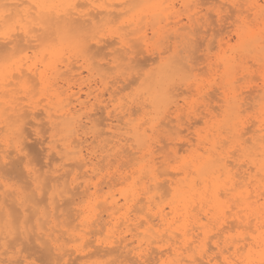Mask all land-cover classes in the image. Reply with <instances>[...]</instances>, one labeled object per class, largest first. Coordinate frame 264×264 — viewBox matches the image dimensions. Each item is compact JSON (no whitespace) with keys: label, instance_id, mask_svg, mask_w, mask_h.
<instances>
[{"label":"snow or ice","instance_id":"1","mask_svg":"<svg viewBox=\"0 0 264 264\" xmlns=\"http://www.w3.org/2000/svg\"><path fill=\"white\" fill-rule=\"evenodd\" d=\"M192 9H206L213 22L230 24L239 38L257 33L260 40V54L249 56L245 74L234 81L229 76L230 115L219 129L209 130L206 108L197 104L211 82L210 74L194 67L197 35L174 23L185 13L195 20ZM144 56L173 68L176 79L193 89L196 99L185 104L186 118L181 113L179 119L188 129L203 127L182 156L175 151L179 125L165 126L171 90L158 94L151 106L142 101ZM70 58L91 61L98 80L125 93L117 107L126 114L132 110L126 124L136 132L135 150L144 153L125 189L147 209L139 228L148 255L141 246L135 259L112 264H264V0H0V154L5 166L14 149L23 169L39 171L35 163L43 157L25 151L28 135L47 142L49 155L63 151L59 144L65 130L47 106ZM129 79L131 84L121 87ZM245 87L257 89L259 99L245 94ZM41 109L47 117L31 124ZM156 153L160 158L154 159ZM172 174L179 179L168 184ZM80 207L84 223L96 217L99 200L87 198ZM154 249L157 258L152 259Z\"/></svg>","mask_w":264,"mask_h":264},{"label":"rangeland","instance_id":"2","mask_svg":"<svg viewBox=\"0 0 264 264\" xmlns=\"http://www.w3.org/2000/svg\"><path fill=\"white\" fill-rule=\"evenodd\" d=\"M171 2L183 3L184 0H171ZM192 2L196 3V2H198V0H192ZM191 12L196 17V19L189 22L188 21V14L185 13V18L183 19V22H187V24H186L187 27L183 28V26H182V28H179V29L181 31H185V30H189V28H190L191 30L189 31V35H191L193 31L197 35V50L195 51V55H196L195 59H197V63L194 65V67H196L198 72H200V73L207 72L211 76V82L208 84V88L205 89L206 98H204V96H202V94H201V99L197 100V104L203 103V105L206 108V111L208 113V118H209V120H208L209 128H210L209 130H211L212 128L219 129L222 127V125L225 123V121L227 120V118L230 115V113L228 111V105H229V97L233 95V87H232V83L230 82L229 76L231 78V81H234V80H236L237 77H242L245 74V72L247 71L246 63L248 62L249 56H252L253 58H257L260 54V40H259L257 33L249 34L250 35V36L248 35L249 37L248 36H246L244 38L237 37L235 29H233L230 24H220L219 22H213L211 16L207 14L206 9L203 12H198V13H197L196 9H192ZM201 16H204L207 19L206 23L200 19ZM177 19H179V17H174V23L176 22ZM178 26L180 27V25H177V27ZM252 40H256L258 43L255 45L254 44L255 41H252ZM104 54L105 53L101 54V56L103 55V58L107 59V55L105 56ZM150 58L154 59V57H149V56H144L141 58L143 64L145 63L144 65L147 66V67H145V66L143 67V71L145 74L143 77L140 78L143 81V84L141 85L142 92H143L142 101H143V103L151 106L155 100L154 96H153V92L159 91L160 93H162L165 90H168V89L171 90L172 107L168 110V116H167L168 119L165 120V122H167L169 125H167V123H165V125H166V127L169 126L168 127L169 129H175V128H177V125H179L178 138L176 140V143H178V144H177V148L175 149V151L179 155L182 156L186 151H189L194 146V144L197 142V138H196L197 128L203 127V124H196L195 127L188 129V128H186V126L183 123H181V120L179 119V115L181 113H184L185 118H186L185 104L186 103L189 105L192 104L193 100H195L196 97L193 95V89L187 83H181L178 79H176L177 74L173 68H171L167 65L160 66L158 60H156L157 62L154 63L155 59H157V58H155L154 61ZM152 61H153V63H152ZM72 65L78 66V67H73V69L72 68L70 69V67H72ZM74 68H78V69H74ZM60 74L61 75L59 76V79L57 81L54 92H53L52 96L50 97L51 103L47 107L50 108L51 110L50 109L49 110L51 111V113H53V111L55 110L54 107H58V103L60 102L59 98L62 100L63 105H66L69 102V100L73 98L72 100H70L71 101L70 103H72V104L68 107L70 108L72 105L77 104V105H75L76 106L75 108L73 107V110L75 111L76 115L82 119L81 123L85 122L84 124H86V131L88 132V136L90 137V139L88 138L89 140L86 143H84L85 148L88 146L89 150L93 149L94 152L96 151L95 154H98L97 157L95 158V160L93 159L95 170L92 171L90 169L92 164L90 163L89 160L86 159L83 161L86 163L89 162L88 164L85 165V163H82V166H79L80 160H76L79 165L76 162L74 163L75 160L68 159L67 156L64 155L63 151H58L56 153H53L55 156L53 154H52L53 156H51V155L49 156L50 149L48 147L47 142H43V143L38 144V142H41L40 140H38V139L36 140L32 136L28 135L27 140L29 143L26 141V145L29 148L26 146L27 148H25V151L27 152L28 150H30L31 152L28 151V153L30 152L29 153L30 155H32L31 154L32 151H34L33 153H35V154L40 152L41 154L39 153V155L44 157L42 162H41L44 166L42 167L41 163H38L40 165L35 163L36 169H38L39 166L41 168H39L38 172L29 173L26 169H23L21 167L22 166L20 163L21 158L17 156L15 150L9 149L10 150L9 153L11 156L9 155L10 158L8 156L7 160L9 161L10 165H9V163H7L8 165H6V167H5L4 163L3 164L1 163L3 161H0V165L1 164L3 165V166L2 165L0 166V169H3L2 171H0V175H1L0 182L3 185L7 184L8 185L7 188L9 187L13 190L24 192L25 190L21 189V188H23L22 186H24V185L26 187L28 186L27 188H30L29 186H31L32 189L31 188L30 189L35 190L34 185H32L33 184V178L36 175H38L39 172H40L39 175L41 176V177L40 176L39 177H40V179L43 180V183L46 182L43 179L44 176L45 177L47 176L46 174H49L48 176L52 175V176H56V177L58 174H62L63 176L65 175L63 178H61L62 180L59 179L62 175H58L59 177L55 178V179H59V181L56 180V181H58V183L55 182V180L54 181L51 180L52 176H50V178H49L50 180L48 179L49 181L46 182L50 187L48 185L42 186V188L45 186L46 189L48 187L49 191L45 190V192L46 191H48V192H46V193L40 192V194L36 193L37 196L35 195L36 197H39L40 200L42 199V197H40V196H43V199L41 200L43 202V204L41 201H40L41 203L40 202H38V203H40L42 205L41 206L39 204L41 207H44V205L45 206L49 205V194L51 192L57 193L58 191H61L63 188H64L63 190H66V188L68 191L70 190L69 193H67L66 195L65 194L63 195L67 198L64 199V197L62 196V200L55 201L57 204H60V206H62V208L64 206L68 207V208L65 207L66 209L63 208L64 211L67 210V212L65 211V213L61 212L62 209L59 208L60 206L57 207L58 210L55 209L54 212H52L54 214V216L55 215H57V216H55L56 217L55 223H51L49 227L55 228V231H56V229H57V231H58V229H62V231L65 232L64 229H67L70 227L72 229L76 230V232L82 230V227L78 226V224H77L80 221V217L77 220L75 218L77 217V214L81 213V211H82L81 207H80L81 202H83L87 198L94 197L95 199H98L100 202L103 201L101 204H104L107 206L108 203L105 201V198L108 197V195H109V201L114 197L115 199H117L119 201V206H121L122 208L118 212H116V215L114 217L108 218L107 217V214H108L107 211L108 210H106V209H108V206L105 209L106 211L103 213L101 211L102 210L104 211L105 206L100 204L96 217L98 216V213H99L101 219H99L100 217L98 216L97 218L99 220H97L96 217L93 220L96 219L97 222H99L101 224H98V223L92 224V221H93L92 220L91 226L88 229L89 231L87 230L89 233H86L85 231H84L85 233L80 231V232H82V235L85 236V240H84L85 242L87 241V239L89 241H92V242H89V241L86 242L85 244L89 243V245H86V246L83 245L84 241L81 242V240L78 239V237H77L76 242L74 240H72L71 238L68 239L69 236L66 233L61 232V230L59 232H57V231L55 232L53 230V228L50 230H47L48 233H52V235H53L52 237L58 236V235H60V237L58 236V239L63 237L62 238L63 240L62 241L59 240L58 243H63L64 245H67L64 247V251H65V248L67 249L65 251V253L69 250L70 251V252L68 251L69 254L66 253L68 255L62 256L61 254H63V251L60 254V253H58L60 251L54 250L53 246H51V251H50L49 247L47 248V246H45V247L41 246V245L48 243V242L46 240H42L41 242H39V241H36L35 238L33 240L32 238L34 236H33V234H31L30 236H33V237L32 238L29 237L28 239H26L27 241L32 239L28 243L25 239L24 240L26 243H24L23 241L20 242L21 240H19V242H18L19 237L15 239L16 241H14V239H12V238H9V240L12 243L11 245L14 247H12L11 245L7 246L8 248L6 251H10V252H8V253L6 252V255H5V253L0 255V264H3L4 261H12V260L25 259V258L33 259L36 261V264H40L41 260H52V261L58 260V259H56L57 258L56 255H59L58 257H60L62 259L61 260L59 258L61 264L62 263L63 264H67V263L68 264L69 263L70 264H112V261H114V260L126 261V260H129V258L135 259L136 255L132 251L126 252V249L123 248V245L125 243H128V242H129L128 248H132V247L136 246V244H138V240L142 239V237H143L142 231L140 229L136 230L135 226H132V227H134L133 233H135L137 231V232H141V234L136 232L137 233L136 236L134 238H132V240H127L125 243H122L123 244V245L121 244L122 246L119 245V242L115 243L114 245H115V247L117 246L118 249H117V247L116 248L113 247L114 246L113 245L112 246L113 249L109 250V248H112V247L109 246V248H108L104 244L105 241H107V240L110 241L112 239H115V237L117 235H119L120 232H123L126 230L125 226L124 225L122 226V223H121L123 217L137 218L136 222L142 224V223H144V221L140 219V216L143 215V212L147 211L146 208H142V206L139 204L140 203L139 201H135V202H137L136 205L138 206V208H140V210L142 208L141 211L138 210L139 212L136 211L137 206L133 207V206H135L134 205L135 203L130 202V203L125 205V200L123 197L124 193H129L125 189V185H126L127 180H128L127 177L129 176V173L133 172L134 167H137V164L135 163L137 160L134 159V157L136 155H134V154H137V156H136L137 159H142L143 155H144L143 151H140V152L137 151L136 152L135 149L137 147H139L138 145L133 144V140L135 138L136 132L134 129L130 130L126 124V121L129 117V115L132 113V110L129 109L128 113L126 114L124 111H122L120 108L117 107V103L119 102L120 96L124 95L125 93L120 92L119 94H117L118 89L115 86H113L112 88H108V82L98 80L97 79V71H96L95 67L92 65L91 61H87L85 59L77 60L75 58H70L64 63ZM131 79H135V77H132ZM131 79H129L128 81H125L121 85V87L127 88V86L129 84H131ZM70 83H71V86H73V90L75 92L77 90L79 91V93L81 92L80 93L81 100L87 101L86 106L80 107L78 102L74 100L75 96L71 95V91L70 92L66 91L67 90L66 87ZM137 83H140V80H137ZM91 85H93L92 89L94 87L93 90L90 89ZM132 86L135 87L136 85H132ZM80 87H81V90H80ZM183 89H184V92H183ZM94 90H95V93H94ZM110 91L112 93H110ZM208 91H209V93H207ZM247 91H249V92L251 91L252 96L254 95L253 97H255L256 99H259V97L255 95V94H257V91H258L257 89H253L251 87H245V89H244L245 94L249 93ZM89 92H91V94L88 96L87 94H89ZM253 92H254V94H253ZM60 93H62V94H60ZM69 96H72V97H69ZM175 96H177V98ZM97 97H99L100 100ZM94 104L95 105L97 104V105L95 106ZM178 104H179V106H178ZM99 106L100 107L103 106V107L99 108ZM105 106H108L107 110L105 109ZM79 108H81V109H79ZM182 108H183V110H182ZM214 109L215 110L222 109L220 111V114H219L220 116L216 115V113L218 114V112L217 111L215 112ZM107 111H109V113ZM45 113L46 112H44L43 109L40 110V113H39V111L36 112L35 115L33 114L36 118L34 120L30 121V123L35 124L38 121L44 120V118L47 117V114H45ZM116 115L120 118H117ZM119 115H121V116H119ZM96 118H98V120ZM169 120H170V122H168ZM100 130H102V131H100ZM29 131H31V129ZM140 133L141 134L143 133V129H140ZM25 134L27 135V133H25ZM94 135H95V137H93ZM204 136L205 137L207 136V131L204 132ZM111 137H113V138H111ZM189 137H191V139ZM102 138H104L105 140L107 138L111 142H109V144H108V142L104 141V139H102ZM121 138L122 139L125 138V139L122 140ZM100 139H101V141H100ZM119 139H120V144H118V147L113 150L112 147L118 143L117 140H119ZM62 142H63V140L60 141L59 148L60 147L62 148V146H61ZM94 142H95V144H94ZM185 142H187V143L185 144ZM114 143H115V145H114ZM160 143L163 144V143H165V141H160ZM182 143H184L183 145H185V146H182ZM104 144H106L105 147H104ZM124 144H126V145H124ZM101 147H104L105 149H106V147H107V149L111 147L110 148L111 150L109 149L108 153H107V151H104L102 153V149L104 150V148H101ZM44 148H45V150H44ZM178 148H179V150H178ZM40 149L43 150V152ZM117 149H118V151H117ZM127 151H129V152L127 153ZM128 155H131L130 156L131 158ZM126 156H128V157H126ZM132 156H133V158H132ZM49 157H50V160H49ZM16 158H17V160H16ZM158 158H160V153H156L154 156V159H158ZM101 160H103V161H101ZM63 164H65V165L68 164V165L64 166ZM70 164L71 165L76 164L77 166H75V165L70 166ZM20 167L22 169H20ZM60 168L63 172L59 171L60 172L59 173L58 170H60ZM40 170H42V171H40ZM3 171H4V173H3ZM45 171H48V173ZM64 171L65 172L67 171V175L64 174ZM70 171H72V172H70ZM41 172H42V174H45V175L42 176ZM69 172H70V174H69ZM83 174H84V177H82ZM172 175L170 177H168V179L166 181L168 184H172L173 181L179 179L175 174H172ZM25 176L26 177L28 176V177L26 178ZM48 176H47V178H48ZM78 176H79V178H78ZM13 177L15 179H13ZM53 178L54 177H52V179ZM164 178H165L164 176L159 177V179L161 181H165ZM63 179L64 180L67 179L69 187L67 186V184L65 185V183H67V181L65 182V181H63ZM24 180H26V181H24ZM28 181L31 185H29ZM48 182H50V184ZM63 182H64V184H63ZM53 183H54V185H53ZM59 183L61 185L58 186ZM88 184H89V186H88ZM95 185H96V187H95ZM26 187H24V188H26ZM77 187H78V189H77ZM4 189H6V187L2 186L0 189V192L4 191ZM31 190L28 191V189H27L28 192L27 191H25V192L32 193L33 191L30 192ZM72 192H75L76 197L74 196V193H72ZM77 192H78V194H77ZM42 193H43V195H42ZM28 195L30 196V194H28ZM69 196H70V199H69L70 201H69V203H66L67 202L66 199H68ZM72 197H73L74 201L72 200ZM33 199L36 200V198H33ZM55 202H53V205ZM56 203H55V207L57 206ZM105 203H107V204H105ZM10 204H11V202L9 201L8 205H10ZM10 206L13 207L15 205L11 204ZM12 207H11V211H15L16 208L19 206H15L14 209ZM47 208H48V206H47ZM72 208L74 211L72 210ZM134 208H135V210H134ZM143 209H144V211H143ZM17 210H18V208H17ZM131 210H132V212H130ZM77 211H80V212L77 213ZM134 211H136V212L134 213ZM109 212H111V210H109ZM66 213H68L67 215L70 214L69 215L70 219H68L67 221H70L71 219H73V221L68 222L70 224L72 223L71 226H69V227H66V226H68L70 224L64 225V222H67L65 219H67L66 217H68V216L64 215ZM71 213H74V214H71ZM72 215H73V217H72ZM57 218L59 219V221H57ZM103 219H104V221H103ZM62 220H63V222H62ZM74 220H76V221H74ZM117 221H119V222H117ZM57 222H61V223H57ZM94 222H96V221H94ZM107 222H108V224L102 225L103 223H107ZM55 224H59V226H58L59 228L57 226H55ZM33 226H34V224H33ZM103 226H104V228H103ZM108 228H109V232H108ZM99 232H100V234H97ZM62 233H63V236H61ZM17 236H19V235H17ZM66 237H67V239H66ZM131 237H132L131 233L129 232L127 234V239H129ZM22 240H23V238H22ZM8 241H7V243L9 244ZM31 241H32V243H31L32 247L36 246L35 248L33 247L34 249L30 246ZM69 241H71V242H69ZM13 242H14V244H13ZM16 242H17V244H16ZM33 243H35V245H33ZM143 244H144L143 246L146 245V243H144V242H143ZM78 245L81 247V250H83L81 253L77 252V251H73V250H75V247ZM38 246H40V247L38 248ZM9 247H10V249H9ZM70 249L71 250L73 249V250L71 251ZM105 249H106V251H105ZM48 250L51 253L52 252L55 253V255L52 253V257H51V254H49L50 252ZM107 250H108V252H107ZM111 250L112 251L114 250V252H110ZM45 251H47V253H45ZM156 252H158V250L154 249L153 253H152V257H151L152 259H155L157 257ZM126 255H127V257H126ZM49 257H51L52 259ZM68 258H69V260H68ZM70 258H71V260H70Z\"/></svg>","mask_w":264,"mask_h":264},{"label":"bare ground","instance_id":"3","mask_svg":"<svg viewBox=\"0 0 264 264\" xmlns=\"http://www.w3.org/2000/svg\"><path fill=\"white\" fill-rule=\"evenodd\" d=\"M6 2H11V0H6ZM198 13V12H197ZM188 21L189 22H191L192 20H190V19H188ZM178 22V23H177ZM177 25H180V27L178 26V28H182V26H183V28H186L187 27V22H183V20H181L180 18L179 19H177L176 20V22H175ZM195 24V23H194ZM196 25V24H195ZM201 28V27H200ZM197 32V31H196ZM250 36V35H249ZM248 36V37H249ZM246 39V38H245ZM243 40V39H242ZM252 41H255V45L258 43L256 40H252ZM222 44V43H221ZM101 54H103V53H101ZM105 56H106V54H104ZM196 56V55H195ZM102 57H103V55H102ZM156 57H154V59H155ZM144 59V58H143ZM150 59H152V58H150ZM154 59H152L153 61H154ZM157 59H155V62H157L156 61ZM197 60V59H196ZM153 61H152V63H153ZM151 63V64H152ZM145 64V63H144ZM143 64V65H144ZM70 66V65H69ZM67 67V66H66ZM73 67H78V66H73L72 65V67H70V69L72 68L73 69ZM145 67H147V66H145ZM74 69H78V68H74ZM69 70V69H68ZM70 71V70H69ZM76 71V70H75ZM68 73V72H67ZM82 73V72H81ZM80 73V74H81ZM79 74V75H80ZM61 75V74H60ZM63 75V74H62ZM69 75V74H68ZM76 78V77H75ZM62 81V80H61ZM69 81V80H68ZM227 85V84H226ZM92 86L93 85H91L90 87V89L91 90H93L94 89V87H93V89H92ZM67 88V90L66 91H68V92H70L71 91V95L72 96H75V101H77L78 102V104H79V106L80 107H84V106H86V102L87 101H82L81 100V95H80V93H79V91L77 90L76 92L73 90V86H71V83L66 87ZM89 88V87H88ZM179 88V87H178ZM215 89V88H214ZM80 90H81V87H80ZM90 90V91H91ZM178 90V89H177ZM216 90V89H215ZM116 91V90H115ZM252 91V90H251ZM250 91V92H251ZM60 92V91H59ZM65 92V91H64ZM92 92V91H91ZM91 92H89V94H87L88 96L91 94ZM183 92H184V89H183ZM182 92V93H183ZM247 92H249V91H247ZM246 92V93H247ZM94 93H95V90H94ZM110 93H112L111 91H110ZM163 93V92H162ZM162 93H160L159 91H156V92H153V96H154V102H158V100H159V95L158 94H162ZM207 93H209V91L207 92ZM221 93V92H220ZM60 94H62V93H60ZM219 94V93H218ZM222 94V93H221ZM253 94H254V92H253ZM173 95V94H172ZM256 96H257V94H255ZM58 96V95H57ZM72 96H69V97H72ZM96 96V95H95ZM94 96V97H95ZM203 96V95H202ZM221 96V95H220ZM254 96V95H253ZM59 97V96H58ZM68 97V98H69ZM176 98H177V96H175ZM67 98V99H68ZM98 99H99V97H97ZM66 99V98H65ZM73 99V98H72ZM72 99H70V100H72ZM59 100H60V102L58 103V107H54L55 108V110L53 111V113H51L52 114V117H53V119L60 125V127L62 128V129H64L65 130V134H64V137H63V142L61 143V146H62V150H63V153H64V155L65 156H67V158L68 159H70V160H75L74 161V163L76 162L77 163V161L76 160H80L79 161V163H80V165L79 166H82V163H85V165L86 164H88L89 162H83L84 160H89L90 161V163L92 164V166L90 167V169L92 170V171H94L95 170V167H94V162H93V159L95 160V158L97 157V155L98 154H95V152L93 151V149L92 150H89V147L87 146L86 148H85V145H84V143H86L89 139H90V137L88 136V132L86 131V124H84V123H81L82 122V119L80 118V117H78L77 115H76V113H75V111L73 110V107L75 108L76 106L75 105H77V104H75V105H72L70 108L68 107V106H70L72 103H70L71 101L69 100V102L66 104V105H63L62 104V100L59 98ZM73 100V101H74ZM89 100V99H88ZM97 100V99H96ZM100 100V99H99ZM103 101V100H102ZM221 101V100H220ZM225 102V101H224ZM55 104V103H54ZM109 104V103H108ZM95 105V104H94ZM97 105V104H96ZM95 105V106H96ZM178 106H179V104H178ZM103 107V106H102ZM102 107H100L99 106V108H102ZM107 108H108V106H105V109L107 110ZM181 108V107H180ZM50 109V108H49ZM79 109H81V108H79ZM104 109V108H103ZM51 110V109H50ZM179 110V109H178ZM182 110H183V108H182ZM181 110V111H182ZM215 110V109H214ZM213 110V111H214ZM222 109H220V111H221ZM78 111V110H77ZM38 112V111H37ZM108 113H109V111H107ZM112 112V111H111ZM183 112V111H182ZM215 112H216V110H215ZM39 113H40V111H39ZM113 113V112H112ZM111 113V114H112ZM42 114V113H41ZM45 114H47L48 115V113L46 112ZM120 114V113H119ZM213 114V113H212ZM220 113H216V115H219ZM34 115H35V113H34ZM91 115V114H90ZM94 115V114H93ZM118 115V114H117ZM116 115V116H117ZM181 115V114H180ZM180 115H179V117H180ZM41 116V115H40ZM84 116V115H83ZM119 116H121V115H119ZM168 116V115H167ZM220 116V115H219ZM45 117V116H44ZM218 117V116H217ZM36 118V117H35ZM117 118H120V117H118L117 116ZM43 119V118H42ZM97 120H98V118H96ZM168 119V118H167ZM174 120V119H173ZM168 122H170V120L168 121ZM165 123H167V122H165ZM178 123V122H177ZM214 123V122H213ZM101 124V123H100ZM167 125H169L168 123H167ZM166 126V125H165ZM92 127V126H91ZM104 127V126H103ZM169 127V126H168ZM172 127V126H171ZM128 129V128H127ZM210 129V128H209ZM30 130V129H29ZM100 131H102V130H100ZM99 132V131H98ZM107 134V133H106ZM114 134V133H113ZM93 137H95V135L93 136ZM89 138V139H88ZM111 138H113V137H111ZM129 138V137H128ZM102 139H104V138H102ZM122 139V138H121ZM123 139H125V138H123ZM122 139V140H123ZM37 140V139H36ZM111 140V139H110ZM129 140V139H128ZM127 140V141H128ZM94 141V140H93ZM92 141V142H93ZM100 141H101V139H100ZM104 141H107L108 142V144H109V142H111V141H109V139H107L106 138V140L104 139ZM27 142H28V140H27ZM31 142V141H30ZM36 142V141H35ZM38 142V141H37ZM96 142V141H95ZM95 142H94V144H95ZM117 144L115 145V143H114V145L115 146H111L112 147V149L114 150V149H116L117 147H118V144H120V139L119 140H117ZM184 142V141H183ZM29 143V142H28ZM39 143H42V142H38V144ZM187 142H185V144H186ZM97 144V143H96ZM107 144V143H106ZM106 144H104V147L106 146ZM176 144H178V143H176ZM184 143H182V146H185V145H183ZM124 145H126V144H124ZM27 146V145H26ZM25 146V148H27ZM38 146V145H37ZM108 146V145H107ZM104 147H101V148H104ZM110 147V148H111ZM135 147V146H134ZM29 148V147H28ZM38 148V147H37ZM43 148V147H42ZM110 148H108L107 149V147H106V149L104 148V150L102 149V153L104 152V151H107V153L109 152V149ZM125 148V147H124ZM127 148V147H126ZM36 149V148H35ZM119 149V148H118ZM118 149H117V151H118ZM28 150V149H27ZM38 150V149H37ZM41 150V149H40ZM44 150H45V148H44ZM111 150V149H110ZM126 150V149H125ZM124 150V151H125ZM178 150H179V148H178ZM10 151V150H9ZM28 151H30V150H28ZM27 151V152H28ZM39 151V150H38ZM42 152H43V150H41ZM116 151V152H117ZM120 151V150H119ZM131 151V150H130ZM14 152V151H13ZM31 152V151H30ZM29 152V153H30ZM34 151H32V155L33 154H35V153H33ZM121 152V151H120ZM129 151H127V153H128ZM137 152V151H136ZM140 152V151H139ZM40 153V152H39ZM106 153V152H105ZM125 153V152H124ZM135 153V152H134ZM133 153V154H134ZM41 154V153H40ZM43 154V153H42ZM10 155V154H9ZM54 155V154H53ZM53 155H51V156H53ZM87 155V156H86ZM109 155V154H108ZM125 155V154H124ZM134 155H136L137 156V154H134ZM11 156V155H10ZM10 156H9V158H10ZM50 156V155H49ZM55 156V155H54ZM103 156V155H102ZM112 156V155H111ZM129 157L131 156V155H128ZM128 156H126V157H128ZM136 156L134 157V159H136V160H138L137 158H136ZM44 158V157H43ZM56 158V157H55ZM62 158V157H61ZM104 158V157H103ZM111 158V157H110ZM131 158V157H130ZM132 158H133V156H132ZM157 158V157H156ZM15 159V158H14ZM53 159V158H52ZM57 159V158H56ZM60 159V158H59ZM58 159V160H59ZM133 159V160H134ZM4 160V157L2 156V154H0V161H3ZM16 160H17V158H16ZM49 160H50V157H49ZM114 160V159H113ZM132 160V159H131ZM101 161H103V160H101ZM129 161V160H128ZM2 164H3V162H1ZM8 163H9V161H8ZM16 163V162H15ZM96 163V162H95ZM136 163V162H135ZM1 164V165H2ZM36 164H38V163H36ZM50 164V163H49ZM0 165V166H1ZM8 165V164H7ZM9 165H10V163H9ZM38 165H40V164H38ZM64 166H66V165H68V164H63ZM62 165V166H63ZM77 166L76 164H70V166ZM3 166V165H2ZM44 166V165H43ZM124 166V165H123ZM6 167V166H5ZM4 167V168H5ZM22 167V166H21ZM20 167V169H22ZM3 168V167H2ZM39 168H41L40 166H39ZM38 168V169H39ZM81 168V167H80ZM101 168V167H100ZM11 169V168H10ZM43 169V168H42ZM3 169H0V171H2ZM54 170V169H53ZM58 170V169H57ZM68 170V169H67ZM20 171V170H19ZM40 171H42V170H40ZM49 171V170H48ZM48 171H45V172H47L48 173ZM59 171H62L61 170V168H60V170H58V172ZM69 171V170H68ZM36 172H38V171H36ZM55 172V171H54ZM63 172V171H62ZM70 172H72V171H70ZM70 172H69V174H70ZM83 172V171H82ZM86 172V171H85ZM3 173H4V171H3ZM14 173V172H13ZM12 173V174H13ZM60 173V172H59ZM17 174V173H16ZM39 174H40V172H39ZM36 175L34 178H33V184L32 185H34V188H35V190H36V193L37 194H40V192H44V193H46V192H48L49 191V189H48V187H47V189L45 188V186L42 188V186L43 185H48L46 182L47 181H49L50 179V176H52V175H50V176H48L49 174H46L47 176H48V178H47V176L45 177L44 175L45 174H42V172H41V174H42V176H44V181H46V182H44L43 183V180L42 179H40V175ZM64 174H66L67 175V171L65 172L64 171ZM68 174V175H69ZM58 175H62V174H58ZM57 175V177H59ZM82 175V174H81ZM3 176V175H2ZM15 176V175H14ZM31 176V175H30ZM40 176V177H39ZM65 176V175H64ZM63 175L59 178V179H61V178H63L64 177ZM86 176V175H85ZM173 176V175H172ZM0 177H1V175H0ZM4 177V176H3ZM26 177V176H25ZM28 177V176H27ZM26 177V178H27ZM32 177V176H31ZM30 177V178H31ZM52 177H54L53 179H52ZM51 177V180H55V182H57L58 183V181H59V179H55V178H57L56 176H52ZM81 177V176H80ZM82 177H84V174H83V176ZM81 177V178H82ZM161 177V176H160ZM10 178V177H9ZM20 178V177H19ZM46 178V179H45ZM78 178H79V176H78ZM6 179V178H5ZM13 179H15L14 177H13ZM23 179V178H22ZM49 179V180H48ZM125 179V178H124ZM127 179H128V177H127ZM165 179V178H164ZM29 180V179H28ZM56 180H58V181H56ZM62 180V179H61ZM163 180V179H162ZM24 181H26V180H24ZM63 181H67V179L66 180H64L63 179ZM31 182V181H30ZM23 183V182H22ZM28 183H29V181H28ZM49 184H50V182H48ZM118 183V182H117ZM12 184V183H11ZM26 184V183H25ZM63 184H64V182H63ZM67 184V186L69 185L68 184V181H67V183H65V185ZM3 187H5V185H3L1 182H0V189H1V187L2 186ZM29 185H31L30 183H29ZM53 185H54V183H53ZM59 185H61L60 183L58 184V186ZM76 185V184H75ZM22 186V185H21ZM49 186V185H48ZM66 186V187H67ZM88 186H89V184H88ZM23 188H21V189H24L25 191H27V189H28V191L29 190H31L32 188H31V186H29L30 188H27L25 185L24 186H22ZM24 187H26V188H24ZM50 187V186H49ZM65 187V186H64ZM69 187V186H68ZM76 187V186H75ZM95 187H96V185H95ZM63 188V187H62ZM64 189V188H63ZM61 190V191H58L57 193H55V192H51L50 194H49V205H47L48 206V208H47V206H45L44 205V207H41L42 205L40 204L42 201V199H43V196H40V197H42V199L40 200V198L39 197H36V196H33V192L32 191H34V190H31L30 192H32V193H27V192H25L24 190V192H20V191H16V190H13V189H11V188H7L6 187V189H4V191H1L0 192V255H2V254H4L5 253V255H6V252L8 253V252H10V251H6L7 250V246H10L12 243H11V241L9 240V238H12V239H14V241H16L15 239L16 238H18V242H19V240H21L20 242H24V243H26L25 242V240L26 239H28L29 237L30 238H32L33 236V240H34V238H35V240L36 241H39V242H41L42 240H46L48 243H45V244H43V245H41V246H47V248L49 247V249H50V251H51V246H53V248H54V250H57V251H60V252H58V253H62V251H63V254H61L62 256H64V255H68L69 253H68V251L66 252V253H68V254H66L65 253V251L67 250L66 248H65V251H64V247L65 246H67V245H64L63 243H58V241L59 240H63L62 238L63 237H61L60 239H58V236L60 237V235H58V236H54V237H52L53 235H52V233H48L47 232V230H50V229H52V228H50L49 226H50V224L51 223H55V219H56V217L55 216H57V215H55L54 216V214L52 213V212H54V210L56 209V210H58L57 209V207H59L60 206V204H57L55 201H60V200H62V196L65 194H67V193H69L70 192V190L68 191L67 190V188H66V190ZM71 189V188H70ZM74 189V188H73ZM77 189H78V187H77ZM45 190H48V191H46L45 192ZM86 190V189H85ZM11 191V192H10ZM101 191V190H100ZM9 193V194H8ZM27 193V194H26ZM72 193H74V196L76 195L75 194V192H72ZM104 193V192H103ZM28 194H30V196L28 195ZM71 194V193H70ZM77 194H78V192H77ZM42 195H43V193H42ZM47 195V194H46ZM32 196V197H31ZM73 196V195H72ZM64 197V199L65 198H67V197H65V196H63ZM76 197V196H75ZM124 200H125V205L126 204H128V203H130V202H133V203H135L134 205L135 206H133V207H136L137 205H136V203L137 202H135L132 198H131V196L129 195V193H124ZM33 198H36V200H34ZM45 198V197H44ZM47 198V197H46ZM70 199V196L68 197V199H66L67 200V202L66 203H69V200ZM35 202H34V201ZM38 200V201H37ZM47 200V199H46ZM72 200H73V197H72ZM71 200V201H72ZM11 202V204L13 205H15V206H19V207H17L18 208V210H17V208H16V210L15 211H11V207L12 206H10V205H8V202ZM41 201V202H40ZM74 201V200H73ZM72 201V202H73ZM105 201L108 203V209H106V205H104V204H101L103 201H99L100 203H99V206H100V204L101 205H104L105 206V208H104V211L102 210L101 212H105L106 210H108L107 212H108V214H107V217L109 218V217H114L115 215H116V212H118L122 207L121 206H119V201L117 200V199H115L114 197L109 201V195H108V197H106L105 198ZM104 201V202H105ZM136 201H139V200H136ZM38 202H40V203H38ZM45 202V201H44ZM53 202H55L56 203V207H55V203H54V205H53ZM107 203H105V204H107ZM41 206H40V205ZM42 204H43V202H42ZM45 204V203H44ZM110 204V205H109ZM132 204V203H131ZM140 204V203H139ZM65 205V204H64ZM63 205V206H64ZM141 205V204H140ZM10 206V207H9ZM15 206H13L12 208L14 209L15 208ZM123 206V205H122ZM65 207H67V206H64L63 208L64 209H66ZM59 208H61L62 209V211L61 212H63V213H65V211L67 212V210H65L64 211V209L62 208V206H60ZM68 208V207H67ZM106 209V210H105ZM72 210H73V208H72ZM77 210V209H76ZM82 210V209H81ZM109 210H111V212H109ZM134 210H135V208H134ZM141 211L142 210V208H141V210H140V208H138V206H137V209H136V211L137 212H139V211ZM70 211V210H69ZM74 211V210H73ZM100 211V210H99ZM136 211H134V213L136 212ZM143 211H144V209H143ZM142 211V212H143ZM15 212V213H14ZM29 212V213H28ZM76 212V211H75ZM78 212H80V211H77V213ZM100 212V213H101ZM130 212H132V210L130 211ZM144 213V212H143ZM68 213H66V214H64L65 216H68V217H66L67 219H65L66 221L68 220V219H70V217H69V215H67ZM71 214H74V213H71ZM97 215V214H96ZM135 215V214H134ZM98 216L100 217V215H99V213H98ZM97 216V217H98ZM72 217H73V215H72ZM80 217V221L77 223L78 224V226H81L82 227V230H80V231H82V232H86V233H89L88 231V229L90 228V226H91V221L93 220V219H89V220H87V221H85L84 223H82V221H84V217L82 216L81 217V215H80V213H78L77 214V217L75 218L76 220L78 219ZM96 217V219L97 220H99V219H101V217L98 219ZM137 217V216H136ZM59 218V217H58ZM57 218V221H59V219ZM62 218V217H61ZM121 218V217H120ZM139 218V217H138ZM63 219V220H64ZM93 220L92 221V224L93 223H98V224H101V223H99V222H97V220ZM112 219V218H111ZM63 220H62V222H63ZM76 220H74V221H76ZM136 220H137V218H129V217H123V219H122V226L124 225L125 226V228H126V230L125 231H123V232H120L119 233V235H117L116 237H115V239H112V240H107V241H105L104 242V244H105V246L106 247H108L109 248V246L110 247H112L115 243H117V242H119V245H121L122 243H125L127 240H132V238H134L135 236H136V234L137 233H140L141 234V232H135V233H133V229H134V227H132V226H135V229L136 230H139L140 228H139V225H140V223H137L136 222ZM70 221H73V219H71ZM70 221H67V222H64V225H66V224H70V223H68V222H70ZM94 221H96V222H94ZM103 221H104V219H103ZM102 221V222H103ZM117 222H119V221H117ZM57 223H61V222H57ZM33 224H34V226H33ZM72 224V223H71ZM71 224L70 225H68V226H66V227H69V226H71ZM106 225V224H108V222L107 223H103L102 225ZM143 224V223H142ZM55 226H59V224H55ZM77 226V225H76ZM95 226V225H94ZM101 226V225H100ZM59 228V227H58ZM71 228V227H70ZM70 228H67V229H64L65 230V232H63L62 231V229H58V231H57V229H56V231L57 232H59L60 230H61V232H63V233H66L68 236V239H72V240H74L75 242H76V240H77V237H78V239H80L81 240V242H83L84 240H85V236H83L82 235V232H80V231H78V232H76V230H74V229H70ZM77 228V227H76ZM95 228V227H94ZM93 228V229H94ZM100 228V227H99ZM98 228V229H99ZM103 228H104V226H103ZM78 229V228H77ZM53 230L55 231V228H53ZM88 230V231H87ZM55 231V232H56ZM96 231V230H95ZM135 231V230H134ZM53 232V231H52ZM84 232V233H85ZM98 232V231H97ZM108 232H109V228H108ZM131 233V238H129V239H127V234L128 233ZM63 233H62V235L61 236H63ZM143 233V232H142ZM31 234H33V236H30ZM58 234V233H57ZM56 234V235H57ZM97 234H100V232L99 233H97ZM96 234V235H97ZM17 235H19V236H17ZM104 236V235H103ZM143 236H144V233H143ZM52 237V238H51ZM67 237H66V239H67ZM108 237V236H107ZM21 238V239H20ZM22 238H23V240H22ZM110 238V237H109ZM25 239V240H24ZM32 239H30V240H32ZM98 239V238H97ZM108 239V238H107ZM9 240V241H8ZM29 240V241H30ZM71 240V241H72ZM7 241L9 242V244L7 243ZM27 241V240H26ZM29 241H27V243L29 242ZM71 241H69V242H71ZM79 241V240H78ZM89 240L87 239V241L86 242H88ZM66 242V241H65ZM73 242V241H72ZM85 241H84V243H83V245H89V243L88 244H85L86 243ZM89 242H92V241H89ZM134 242V241H133ZM32 241L30 242V246L32 247ZM51 245H50V244ZM67 243V242H66ZM65 243V244H66ZM129 243V242H128ZM128 243H125L124 245H123V248L124 249H126V252L127 251H129V252H133L135 255H137V250H138V248H140L141 246H143L144 244H143V242H142V239L141 240H138V244H136V246H134V247H132V248H128L129 247V244ZM131 243V242H130ZM8 244V245H7ZM13 244H14V242H13ZM16 244H17V242H16ZM47 244V245H46ZM91 244V243H90ZM33 245H35V243H33ZM49 245V246H48ZM93 245V244H92ZM121 245V246H122ZM131 245V244H130ZM12 246V245H11ZM29 246V245H28ZM12 247H14V246H12ZM34 247V246H33ZM32 247V248H33ZM36 247V246H35ZM34 247V248H35ZM40 246H38V248H39ZM83 247V246H82ZM93 247V246H92ZM97 247V246H96ZM113 247H115V245L113 246ZM113 247L112 248H109V250L110 249H113ZM117 247V246H116ZM115 247V248H116ZM144 247V249H145V254L146 255H148V253H147V249H148V247H149V245L146 243V245L145 246H143ZM25 248V247H24ZM27 248V247H26ZM33 248V249H34ZM37 248V249H38ZM46 248V249H47ZM103 248V247H102ZM9 249H10V247H9ZM100 249V248H99ZM117 249H118V247H117ZM71 250V249H70ZM73 250V249H72ZM71 250V251H72ZM31 251V250H30ZM49 251V250H48ZM49 251V252H50ZM73 251H77V252H82L83 250H81V247L78 245V246H76L75 247V250H73ZM97 251V250H96ZM100 251V250H99ZM105 251H106V249H105ZM118 251V250H117ZM121 251V250H120ZM48 252V253H49ZM70 252V251H69ZM107 252H108V250H107ZM110 252H114V250L112 251H110ZM125 252V253H126ZM155 252V251H154ZM45 253H47V251H45ZM53 253V252H52ZM52 253L50 252L49 254H51V257H52ZM98 253V252H97ZM100 253V252H99ZM122 253V252H121ZM157 253V252H156ZM54 255H55V253H53ZM57 254V253H56ZM71 254V253H70ZM113 254V253H112ZM118 254V253H117ZM94 255V254H93ZM105 255V254H104ZM111 255V254H110ZM123 255V254H122ZM129 255V254H128ZM57 256V258L56 259H58L59 260V258L60 257H58L59 255H56ZM61 256V257H62ZM92 256V255H91ZM125 256V255H124ZM154 256V255H153ZM51 257H49V258H51ZM126 257H127V255H126ZM152 257V256H151ZM54 258V259H55ZM117 258V257H116ZM155 258V257H154ZM157 258V257H156ZM52 259V258H51ZM55 259V260H56ZM61 259V258H60ZM80 259V258H79ZM128 259V258H127ZM58 260H56V261H58ZM62 260V259H61ZM68 260H69V258H68ZM70 260H71V258H70ZM129 260H130V258H129ZM60 261V260H59ZM124 261V260H123ZM127 261V260H126ZM69 262V261H68ZM63 264V263H62ZM68 264V263H67ZM70 264V263H69Z\"/></svg>","mask_w":264,"mask_h":264}]
</instances>
